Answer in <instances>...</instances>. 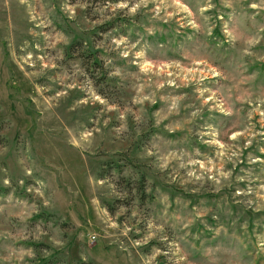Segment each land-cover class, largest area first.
Segmentation results:
<instances>
[{
	"label": "rangeland",
	"instance_id": "obj_1",
	"mask_svg": "<svg viewBox=\"0 0 264 264\" xmlns=\"http://www.w3.org/2000/svg\"><path fill=\"white\" fill-rule=\"evenodd\" d=\"M0 264H264V0H0Z\"/></svg>",
	"mask_w": 264,
	"mask_h": 264
}]
</instances>
